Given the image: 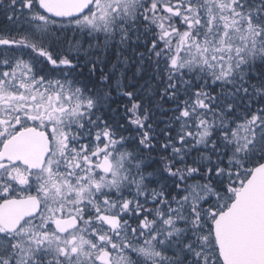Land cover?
<instances>
[{
  "label": "snow or ice",
  "instance_id": "obj_1",
  "mask_svg": "<svg viewBox=\"0 0 264 264\" xmlns=\"http://www.w3.org/2000/svg\"><path fill=\"white\" fill-rule=\"evenodd\" d=\"M0 264H264V0H0Z\"/></svg>",
  "mask_w": 264,
  "mask_h": 264
}]
</instances>
